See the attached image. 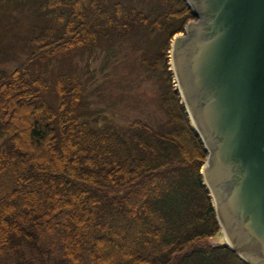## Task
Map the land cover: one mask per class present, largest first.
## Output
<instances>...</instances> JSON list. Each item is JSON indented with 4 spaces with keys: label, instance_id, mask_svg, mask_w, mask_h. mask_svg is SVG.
Masks as SVG:
<instances>
[{
    "label": "trees",
    "instance_id": "trees-1",
    "mask_svg": "<svg viewBox=\"0 0 264 264\" xmlns=\"http://www.w3.org/2000/svg\"><path fill=\"white\" fill-rule=\"evenodd\" d=\"M194 19L185 0H0V28L19 27L27 54L0 68V264H246L209 243L220 227L207 152L166 65ZM116 49L136 54L137 79L159 71L163 115L116 119L125 102L102 93ZM24 108L37 116L29 148Z\"/></svg>",
    "mask_w": 264,
    "mask_h": 264
},
{
    "label": "water",
    "instance_id": "water-1",
    "mask_svg": "<svg viewBox=\"0 0 264 264\" xmlns=\"http://www.w3.org/2000/svg\"><path fill=\"white\" fill-rule=\"evenodd\" d=\"M200 20L173 61L207 145L217 215L248 264H264V0H187Z\"/></svg>",
    "mask_w": 264,
    "mask_h": 264
},
{
    "label": "rangeland",
    "instance_id": "rangeland-1",
    "mask_svg": "<svg viewBox=\"0 0 264 264\" xmlns=\"http://www.w3.org/2000/svg\"><path fill=\"white\" fill-rule=\"evenodd\" d=\"M18 17L21 19L23 27H27V24L31 21L32 17L27 13H22L20 9L17 10ZM195 20V19H194ZM7 29L1 27L0 28V68L5 69H13L17 65H19L23 59L27 56V54L23 51L22 42L21 40V31L19 27H15L13 29H9L8 33L6 32ZM111 61L109 62L110 65L105 66V71L109 77L104 82L103 94L107 95L110 94V97L118 102H125V105L122 104L120 108L116 111L118 117L117 120H124L126 116L130 114H143L148 113L154 116H161L163 115V110L159 104V97L162 91L161 84L162 79L161 77H157L159 71L153 70L150 71V76H147V72L145 73V78L142 80L137 79L139 70L134 66V59L136 54L134 53H125L121 52L120 49H116L115 52H111ZM116 54V55H115ZM124 55L125 60L121 63H116L112 59L113 57H120ZM169 53L166 58V65L168 68V73L170 74L171 84L173 85V79L170 73L171 61L169 62ZM103 58V56H101ZM168 59V60H167ZM164 60V59H163ZM102 62V60H94L91 62L90 66ZM81 65V64H80ZM104 65V64H102ZM136 65V63H135ZM68 66V65H67ZM71 68V64L68 66ZM111 70L110 74L108 70ZM96 75L100 78L101 74L99 72ZM169 77V76H168ZM167 78V75H166ZM99 97V96H98ZM141 103V106H140ZM138 104V107L134 108L133 105ZM132 112V113H131ZM143 116V115H142ZM37 116L33 115L29 108H24L21 110L20 114L17 118V128L18 134L20 136V140L22 141L23 145L29 148L28 139L26 137L27 130L29 128V124L31 119H36ZM31 150V149H30ZM30 155H34L32 150L30 151ZM44 160V159H41ZM55 189L57 192L60 193V187L58 186V181L56 180ZM75 189V188H74ZM39 196L36 195L34 198L35 203H38ZM80 205L84 207L86 204L83 201L82 197L78 198ZM90 214V213H89ZM99 218L91 217L88 218L85 225H82V229L91 226L92 224L96 223ZM114 231V230H111ZM223 241V237H217L212 239L210 242L212 244H217Z\"/></svg>",
    "mask_w": 264,
    "mask_h": 264
}]
</instances>
